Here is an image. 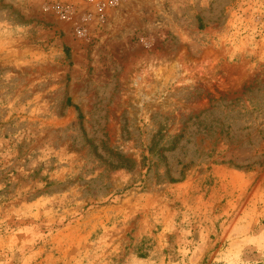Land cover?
<instances>
[{"label":"rangeland","instance_id":"obj_1","mask_svg":"<svg viewBox=\"0 0 264 264\" xmlns=\"http://www.w3.org/2000/svg\"><path fill=\"white\" fill-rule=\"evenodd\" d=\"M0 264H264V0H0Z\"/></svg>","mask_w":264,"mask_h":264}]
</instances>
